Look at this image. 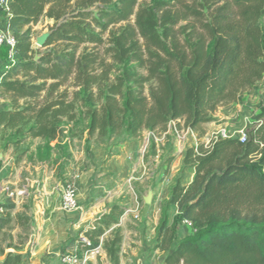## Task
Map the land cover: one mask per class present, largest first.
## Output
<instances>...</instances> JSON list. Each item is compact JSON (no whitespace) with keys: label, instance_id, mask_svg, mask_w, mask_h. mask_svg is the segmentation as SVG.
Masks as SVG:
<instances>
[{"label":"trees","instance_id":"obj_1","mask_svg":"<svg viewBox=\"0 0 264 264\" xmlns=\"http://www.w3.org/2000/svg\"><path fill=\"white\" fill-rule=\"evenodd\" d=\"M42 18L55 24L37 48L33 28ZM263 20L264 0H12L6 29L16 59L0 61L5 148L39 139L38 156L49 160L78 108L87 142L138 141L172 121L192 130L215 122L222 106L264 79ZM244 134L245 142L218 138L186 151L183 164L195 177L172 188L157 227L154 250L167 253L164 264H264V120ZM14 208L0 202V235ZM124 211L113 205L94 221L77 254L103 239L110 263L120 264L123 235L115 227ZM185 222L190 231L179 239ZM0 264H23V255L4 253Z\"/></svg>","mask_w":264,"mask_h":264},{"label":"crops","instance_id":"obj_2","mask_svg":"<svg viewBox=\"0 0 264 264\" xmlns=\"http://www.w3.org/2000/svg\"><path fill=\"white\" fill-rule=\"evenodd\" d=\"M4 22L5 20L0 23ZM4 106L3 100L0 110ZM214 117L215 122L204 124L190 133L183 134L181 138L167 126L166 131L148 132L144 134L142 140L119 144L113 148L106 149L103 145H95L90 147V151L83 152L81 155L75 151L67 161L65 173L61 169H48L47 166L38 163L35 158L29 161L23 160L18 164L17 169L12 156L1 152L0 197L5 188L13 189L26 185L29 188V197L26 201L15 204L11 216H18L25 212L30 218L29 231L23 234L24 244H17L18 237L15 234L12 237L13 243L10 241L3 247L4 252L22 254L23 264H62V254L68 246L70 232L83 223L93 226L94 221L110 211L111 205L118 198L129 193L126 183L143 177V154L151 140L156 145V154L153 159L156 169L152 180L155 191L153 209L157 220L154 230L157 229L163 206L169 201L172 188L178 182L186 186L195 177V169L185 167L183 164L186 151L200 142L208 144L211 137L224 128H229L230 132L244 133L248 128L264 120L263 118L256 122L253 111L238 103L220 108ZM178 124V129L183 133L184 122ZM240 136L235 135L231 138H240ZM36 141L41 142L39 139ZM169 164L170 168L166 173ZM13 170L15 174L11 173ZM64 175L68 177L67 179L75 180L77 185L79 209L71 213L61 208L62 189L65 187V180H61V177L64 178ZM24 204H28V209ZM1 212L3 209H0ZM168 214L171 224L177 215V209L171 207ZM128 222H131L130 217H122L119 224V227L123 229L124 239L132 241L134 238H140L142 246L139 249L127 243L130 248V256L127 258L123 255L122 245L120 264H164L167 253L159 250L147 251L148 243L146 244L145 241L147 238L143 235L145 226L140 225L137 229L140 234L136 233L134 237H130ZM3 232L0 238L3 237ZM184 233L183 227L179 232L181 239L186 236ZM10 244H14L15 248H11ZM154 245L155 242L151 244V246ZM3 259L4 254L0 253V261ZM157 259L160 263H157Z\"/></svg>","mask_w":264,"mask_h":264},{"label":"rangeland","instance_id":"obj_3","mask_svg":"<svg viewBox=\"0 0 264 264\" xmlns=\"http://www.w3.org/2000/svg\"><path fill=\"white\" fill-rule=\"evenodd\" d=\"M144 3H152V0H142ZM6 20V17H4L3 14H0V22ZM55 22L53 20H50L48 18H42L39 23L34 26L33 28V43L34 46H36L35 40L37 37L41 36L43 33L51 32V28L54 26ZM264 24V20H263ZM5 25L4 23H0V29H3ZM107 39V35L104 37ZM38 48V47H37ZM100 53H103V48H100ZM6 50L2 49L0 50V61L6 60ZM1 63V62H0ZM4 100V103H7V100L4 97H0V105L1 101ZM238 104L242 105L243 107L253 111L254 113V120L257 122L259 120H262L264 118V79L256 86L253 90L245 93ZM230 106V105H228ZM227 106H222L221 108H226ZM238 112H241L240 109H237ZM76 119L75 121H68L64 120V123L62 124L60 128L59 133V140L53 144H51V157L49 160H46L44 156L40 158L38 156V149L43 146V142H38L34 140H27L20 144L19 146L9 145L8 148H5V141H7V137L4 136V139H2V134H0V153H7L12 156L13 162L15 165L21 163L23 160L29 161L32 158H35V160L50 168L54 169H61L64 173L67 169V161L70 157L73 156V152H79L80 155L83 152L90 151V147L95 145H104L106 142L99 141L96 136L90 141H86V134H85V128L87 125V120L83 116L82 111L80 108L77 109ZM184 121H182L183 123ZM179 124L177 123V127ZM224 130L227 131V138L234 137L235 135H241L242 133L238 132H230L229 128H224ZM161 131H157L156 133H159ZM148 133V132H145ZM144 133V134H145ZM151 133V132H149ZM9 135V134H8ZM144 136V135H143ZM152 138V137H151ZM64 142H60V141ZM142 140V139H141ZM134 142V141H133ZM120 141L117 142H110L106 143L108 145L107 147H115L117 144H119ZM105 145V146H106ZM154 156L150 153V143H148V147L146 149V152L143 154V160H142V166L144 167V175L142 178L138 180H132L130 183H126V189L129 191L128 194H124L122 197L118 198L113 205H121L126 209H136L139 212V218L134 219L132 216H129L131 218V222H128V229L130 230L131 235L130 237H134V234H140L137 232V229L140 227V225H144V231L143 235L145 238H147L146 244H147V251L153 252L154 246H151L152 243L155 242L157 237V229L154 230L155 224H156V217L153 209V203H154V197H155V191L153 190V180L155 174V163L153 162ZM15 174V171L11 172ZM65 176V175H64ZM68 177L65 176L64 178L61 177V180H65L66 186L68 183L71 182V180L74 183V186L77 191V185L76 181L73 179H67ZM131 188V189H130ZM64 189V187H63ZM62 189V190H63ZM149 194H152L153 200L152 203H145V197H147ZM6 200V196L3 194L0 197V201L4 202ZM24 201V200H23ZM26 201V199H25ZM22 202V201H21ZM25 208L28 209V204H24ZM111 208V207H110ZM13 212V211H12ZM66 212V211H65ZM125 212V211H124ZM12 214V213H11ZM124 217V215H123ZM185 228V235H187L190 231L189 228H187L186 225H183L182 228ZM30 228V218L25 214H20L18 216L12 217L11 224L4 230L3 237L0 238V253H6L4 252L3 247L7 245L8 242L12 241L13 235L17 234V244H24L25 236L23 234H27ZM115 228H120L123 235V229L119 227V225ZM19 229V230H17ZM75 230L73 232H70L67 240L68 246L65 247L63 254H71L75 249L78 248L80 244V240L84 239L85 232L87 230H90V224L89 223H83L82 225L78 226V228H74ZM14 232V234H12ZM22 233V234H21ZM110 232L107 233L105 238H109ZM183 235V233L181 234ZM183 238V237H182ZM124 239V235H123ZM179 239H181L179 234ZM133 241V243H132ZM132 241H129V239H124L122 241V245L124 248L123 255L125 257L130 256V248L127 245V243L132 245L133 247L141 248L142 246V240L140 238H134ZM102 249H103V239H101ZM11 248H15L14 244H10ZM18 248V247H17ZM122 252V251H121ZM85 253V252H83ZM121 258V254H120ZM157 263H160L159 259L156 260ZM91 264H111L104 249L102 254H98L94 256L90 262Z\"/></svg>","mask_w":264,"mask_h":264},{"label":"built area","instance_id":"obj_4","mask_svg":"<svg viewBox=\"0 0 264 264\" xmlns=\"http://www.w3.org/2000/svg\"><path fill=\"white\" fill-rule=\"evenodd\" d=\"M12 0H0V14H3L4 17H7L8 12L10 11V3ZM6 49L8 59L13 62L16 59L17 53V41L15 37L6 29V20L3 29H0V50ZM177 121H172L168 124L169 129L173 131V133L177 137H183V134L192 132V129L185 128V130L180 131L177 127ZM218 138H227V131L222 130L218 134H215L211 137L209 143L212 140H217ZM240 139L242 142H245L246 135L244 133L241 134ZM208 143V144H209ZM206 144V143H205ZM206 144V145H208ZM2 158L0 157V162ZM262 172L264 173V167L262 168ZM3 194L6 196V199H10L14 204L21 202L29 197V188L26 185L18 186L13 189L5 188L3 189ZM61 208L66 212H75L79 209L78 201H77V191L74 186L73 181L68 183L61 195ZM132 216L134 219L139 218V212L136 209H126L124 212V217ZM185 225L190 227V223L185 222ZM85 243H89V240L85 237L81 239ZM102 244H100L95 250L91 252H86L83 255H78L76 250L71 254H62V264H89L92 258L98 254H102Z\"/></svg>","mask_w":264,"mask_h":264},{"label":"water","instance_id":"obj_5","mask_svg":"<svg viewBox=\"0 0 264 264\" xmlns=\"http://www.w3.org/2000/svg\"><path fill=\"white\" fill-rule=\"evenodd\" d=\"M50 36H51V32H46V33H43L41 36L37 37L35 40L36 46L38 48H44ZM35 60L36 61L39 60L38 55L35 56ZM144 200H145V203H152V200H153L152 194H149L147 197H145Z\"/></svg>","mask_w":264,"mask_h":264}]
</instances>
